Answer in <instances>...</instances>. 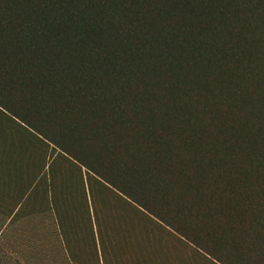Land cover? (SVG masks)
Listing matches in <instances>:
<instances>
[{
  "label": "trees",
  "instance_id": "1",
  "mask_svg": "<svg viewBox=\"0 0 264 264\" xmlns=\"http://www.w3.org/2000/svg\"><path fill=\"white\" fill-rule=\"evenodd\" d=\"M0 115L70 172L77 264H264V0H0Z\"/></svg>",
  "mask_w": 264,
  "mask_h": 264
},
{
  "label": "rangeland",
  "instance_id": "2",
  "mask_svg": "<svg viewBox=\"0 0 264 264\" xmlns=\"http://www.w3.org/2000/svg\"><path fill=\"white\" fill-rule=\"evenodd\" d=\"M31 139L5 116L0 115V264H77L71 257L72 253L76 257L82 255L87 257L89 251L86 230V223L88 224L89 221L86 217L84 223H80V227L78 224L72 226L69 232L71 242L67 247L53 211L38 212L44 191L49 190L47 188L51 177L49 164L51 165L54 153L51 146L49 148L37 144L32 146ZM57 163L51 165L57 182L56 190L58 193L73 191L70 172L64 163L58 165ZM81 172L86 180L88 177L85 170L82 169ZM77 178L79 180V177ZM73 180L75 179L72 178L71 181ZM65 181L68 182V187ZM35 182L40 183V196L36 200L32 199L31 193L28 194L35 187ZM103 200L104 198L100 196L99 206L105 209ZM113 206L114 213L108 211V217L110 214L116 227L118 224L123 225V215L126 221L134 220L129 212L124 213L117 201L113 202ZM3 207H9L12 214L16 209L21 208L9 223L13 215L5 212ZM108 220L110 221L109 218ZM87 227L89 229L88 225ZM170 242V238L168 241L164 234L155 239V258L159 263L163 261L164 264H171L176 258L182 260L181 253L178 255V249H172ZM165 245L168 249L162 250ZM141 249L143 250V245Z\"/></svg>",
  "mask_w": 264,
  "mask_h": 264
}]
</instances>
